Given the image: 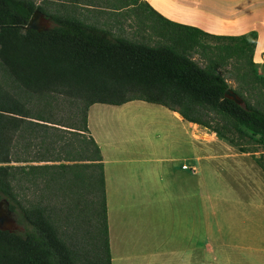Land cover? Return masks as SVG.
Here are the masks:
<instances>
[{"label": "trees", "instance_id": "16d2710c", "mask_svg": "<svg viewBox=\"0 0 264 264\" xmlns=\"http://www.w3.org/2000/svg\"><path fill=\"white\" fill-rule=\"evenodd\" d=\"M125 2L142 6L156 22L152 31L165 42L113 36L73 15L45 14L31 0H0V69L9 81L0 85V199L22 225L0 230V264H110L101 156L85 135L86 110L93 103L159 104L239 152L249 151L251 142L264 146V74L257 75L251 60L254 31L212 35L169 21L144 1ZM34 10L54 25L24 30ZM209 38L231 43L217 47L220 54L211 51ZM196 47L208 56L204 66L188 54ZM230 54L246 58L248 71L241 77L262 87L256 104L235 89L243 105L224 96L229 87L213 64ZM57 97L73 107L64 121ZM78 137L85 142L76 159L64 148ZM32 147L33 156H19L18 149ZM30 189L39 193L37 201L24 206L22 195Z\"/></svg>", "mask_w": 264, "mask_h": 264}, {"label": "crops", "instance_id": "0c3cea01", "mask_svg": "<svg viewBox=\"0 0 264 264\" xmlns=\"http://www.w3.org/2000/svg\"><path fill=\"white\" fill-rule=\"evenodd\" d=\"M139 1L169 21L212 35L254 31L252 62L264 74V37L257 28H264V0ZM248 18L254 25L244 23ZM162 116L173 118L187 137L190 160L198 159L199 148L205 145L218 148L212 151L214 158L230 157L226 141L162 105L142 100L89 105L85 135L93 139L101 156L110 264H252L246 259L261 252L243 245L246 251L233 261L232 253L223 249L226 244L217 243L220 237L200 229L207 222L198 218L196 167L187 164L194 170L181 169L185 165L181 163L179 170L168 168L177 158L162 153ZM228 167L245 174L248 165L228 163ZM166 195L175 201L186 195V201L175 204Z\"/></svg>", "mask_w": 264, "mask_h": 264}, {"label": "rangeland", "instance_id": "374dc122", "mask_svg": "<svg viewBox=\"0 0 264 264\" xmlns=\"http://www.w3.org/2000/svg\"><path fill=\"white\" fill-rule=\"evenodd\" d=\"M31 1L35 5L41 6L45 14L73 15L84 21L108 29L113 36H122L148 45L165 42L151 29V26H156L154 18L142 6H138L136 9L126 5L125 0ZM249 14H253V12ZM43 16L47 20L40 21V24L46 23L49 27L54 25V22L47 15L43 14ZM244 23L247 26L254 25L252 19L249 18L247 21L244 20ZM257 28L258 32L264 37V28ZM206 42L209 43L211 51L214 52H218L217 47L231 43L226 39L211 38L206 39ZM218 53L222 54L223 52ZM188 54L200 66H204L208 62V56H203L198 47L190 50ZM245 59H240L237 55L230 54L226 58L216 61L213 65L215 71L225 78L230 89L240 91L247 97L250 103L256 104V100L260 98L259 92L262 90V87L257 90L254 86L251 87L249 85L246 77H241L243 76V71H248ZM255 69L257 75L262 74L256 67ZM7 82H9L8 79L4 78V72L0 69V85L4 87ZM256 84L258 85V83ZM60 99L59 97L56 98L59 104L57 108L58 116H60L59 119L64 121L65 117L73 113V107L68 105L63 99ZM48 131L53 132L55 130L48 129ZM83 139V137L82 139L79 137L75 138L72 141V147L66 148L68 147L66 146L64 150L69 149L76 159H78L80 148L83 146V141L85 142ZM37 140L34 139L33 142ZM185 143H187V137L177 127L174 119L162 116V153H167L177 158L168 168L170 170H179L181 163H185V165L193 164L196 167L195 175L199 185L196 197L198 218L200 221L207 222V225L200 227V229L202 231L208 230V234L220 237V241L217 243L226 244L223 249L232 253L231 256L234 258L231 259L233 261L239 260V254L237 253L246 251L241 247L245 245L253 247V250L257 252H261V254H257V257H248L246 262L264 264V173L255 161V159H258L264 165V146L251 142L247 144L249 151L239 152L235 146L225 142L227 144L225 152L230 154V157H227V161L219 155L215 158L212 156V151L218 150L216 146L205 145L200 146L197 154L199 156L198 159L195 160L192 157L193 159L190 160L187 158V156L191 157L190 146L188 144L185 145ZM193 145H195L194 141ZM220 150L222 151V149ZM17 152L20 157L33 156L34 154L33 147L30 149L20 148ZM63 152H61V155H63ZM81 153L83 152L81 151ZM71 156V159H73V155ZM235 159L236 161L234 162L233 160ZM77 163L82 162L77 161ZM228 163L236 165L240 163V166L248 165V167L244 169L246 170L245 174H241L238 171L233 172L228 167ZM218 168L221 170H217ZM254 173L255 175H253ZM38 195L39 193L33 189L25 191L21 199L22 205L28 206L36 203ZM184 196L183 198L182 196L178 197L176 201L170 195H166L165 197L167 201L177 204L186 201V195ZM189 196L191 197L190 192ZM196 198L195 192H193V202H195ZM58 203L56 202V204ZM11 216L14 219L16 229H21L22 225L18 222V214L11 212ZM70 226L72 224H69V228L67 229L71 231Z\"/></svg>", "mask_w": 264, "mask_h": 264}, {"label": "water", "instance_id": "95a60500", "mask_svg": "<svg viewBox=\"0 0 264 264\" xmlns=\"http://www.w3.org/2000/svg\"><path fill=\"white\" fill-rule=\"evenodd\" d=\"M47 19L39 10H34L27 21L26 25L23 26L24 30H45L49 26L44 23L40 24V21H46ZM224 96L231 99L238 105H243V101L236 93H234L230 88L225 89ZM0 230L14 231L16 230V225L14 219L11 216V212L8 210V203L5 199H0Z\"/></svg>", "mask_w": 264, "mask_h": 264}, {"label": "built area", "instance_id": "2783aa9c", "mask_svg": "<svg viewBox=\"0 0 264 264\" xmlns=\"http://www.w3.org/2000/svg\"><path fill=\"white\" fill-rule=\"evenodd\" d=\"M180 168H181V169H189V170H192V171L194 170L193 167H190V166H187V165H184V164L181 165Z\"/></svg>", "mask_w": 264, "mask_h": 264}]
</instances>
